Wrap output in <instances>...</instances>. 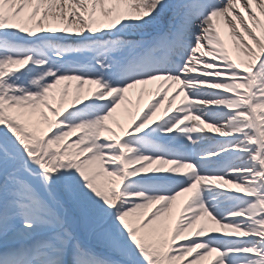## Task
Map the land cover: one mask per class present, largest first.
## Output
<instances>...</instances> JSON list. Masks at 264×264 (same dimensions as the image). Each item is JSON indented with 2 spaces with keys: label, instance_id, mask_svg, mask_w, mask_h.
Here are the masks:
<instances>
[{
  "label": "snow or ice",
  "instance_id": "6c2138e0",
  "mask_svg": "<svg viewBox=\"0 0 264 264\" xmlns=\"http://www.w3.org/2000/svg\"><path fill=\"white\" fill-rule=\"evenodd\" d=\"M0 264H264V0H0Z\"/></svg>",
  "mask_w": 264,
  "mask_h": 264
},
{
  "label": "bare ground",
  "instance_id": "6f19581e",
  "mask_svg": "<svg viewBox=\"0 0 264 264\" xmlns=\"http://www.w3.org/2000/svg\"><path fill=\"white\" fill-rule=\"evenodd\" d=\"M182 95H183V94H181V97H180V98H182ZM180 98H178L177 101H176V104H177V105H179V99H180ZM148 100H149V97H148L147 95H145L144 99L141 101V105H140L141 108L144 107V104H146V103L148 102Z\"/></svg>",
  "mask_w": 264,
  "mask_h": 264
}]
</instances>
